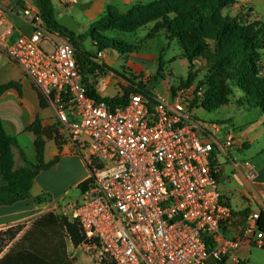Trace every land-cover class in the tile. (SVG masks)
Here are the masks:
<instances>
[{
  "label": "built area",
  "instance_id": "1",
  "mask_svg": "<svg viewBox=\"0 0 264 264\" xmlns=\"http://www.w3.org/2000/svg\"><path fill=\"white\" fill-rule=\"evenodd\" d=\"M22 14L33 28L29 36L18 34L0 2V48L53 107L58 136L75 146L89 170L85 190L56 209L79 225L78 249L93 264H208L210 256L219 263L238 250L242 241L217 242L229 211L215 152L242 144L231 135L219 139V124L198 121L188 90L171 102L135 94L117 106L89 96L86 78L89 84L108 78L105 88L115 77L105 52L96 53L94 73L85 76L68 41L46 48L39 10ZM259 216L251 215L247 233L254 231L250 244L264 249ZM208 239L216 244L212 252Z\"/></svg>",
  "mask_w": 264,
  "mask_h": 264
},
{
  "label": "crops",
  "instance_id": "2",
  "mask_svg": "<svg viewBox=\"0 0 264 264\" xmlns=\"http://www.w3.org/2000/svg\"><path fill=\"white\" fill-rule=\"evenodd\" d=\"M66 1L52 0L56 20L78 38L87 35L90 28L101 20L108 10L126 14L136 5H145L156 0H78L74 5L67 4ZM0 2L8 10L9 23L18 34L31 35L33 28L24 20L22 12L26 8L39 10L35 1L0 0ZM251 2L257 18L264 21V0H251ZM46 38L48 42L45 46H48V49L65 40L58 33L48 30ZM14 39L15 36L7 45ZM88 41L92 43L93 48H96V43L91 38H86L81 43L83 50H85L83 45ZM130 56L136 58L139 54L131 53ZM261 63L264 65V51ZM105 65L107 66V63ZM126 67L136 75L146 72L144 67L130 60L127 61ZM113 75L114 79L105 88L102 85L108 81V78L103 81L97 80L99 83L94 84L95 91L101 98L113 99L122 96L123 92L115 80L116 77L121 76ZM110 92L112 95L109 94ZM237 95L245 98L242 92ZM41 96L32 79L0 48L2 126L6 133L16 140L19 150L25 153L31 163H37L36 141L42 142L44 146V162H53L36 177L31 190L32 199L43 196L47 202L36 204L32 199H28L12 206L0 207V232L19 225L23 226L16 237L11 242H7V246L0 254V260L24 238L37 219L46 213L55 212L66 201L79 196L80 185L90 176L87 166L76 155V148L71 142L63 140L64 143L58 146L54 140L29 131L36 122L43 131H51L57 126L53 107ZM169 100L165 101L169 102ZM217 112V117L210 120H202L196 115L195 118L201 122L219 124L221 129L216 133L219 139L225 140L231 135L242 144L241 147L234 146L227 149L226 153L215 152L220 166L219 191L223 206L229 211V216L222 223L217 242L219 244L224 241H242V246L228 255L229 264H264V260H257L254 256L256 251L264 249L250 244L255 241V232L247 233L251 215L264 212V114L255 105L246 103L242 106H226ZM19 150H12L16 169L22 166ZM4 185L0 178V188ZM64 243L66 262L81 264L80 261H83L85 256L89 259L88 264H93L91 259L77 250L70 240L64 238ZM60 254L63 258V253Z\"/></svg>",
  "mask_w": 264,
  "mask_h": 264
},
{
  "label": "trees",
  "instance_id": "3",
  "mask_svg": "<svg viewBox=\"0 0 264 264\" xmlns=\"http://www.w3.org/2000/svg\"><path fill=\"white\" fill-rule=\"evenodd\" d=\"M34 1L41 12L46 29L58 33L74 46L76 61L85 76L93 74L96 68L92 61L96 55L81 48V43L86 38H91L96 43L97 52L114 49L124 54H131L136 49L118 42L112 34L114 32L134 33L153 24V29L145 40H151L166 32L164 34L167 38L177 39L181 43L182 57L189 62H192L203 49L209 46L207 41L217 42L218 47L208 61L213 78L210 89L205 93L204 109L214 111L228 104L229 98L224 91L222 81L230 79L238 82V87L250 102L264 114V65L261 63L264 51V21L258 24L259 27L253 34L241 35L234 40L229 39L233 22L214 21V17L220 14L219 2L229 0H213L212 2L205 0L192 2L187 6L183 4V0H157L149 5H136L126 14L108 10L105 16L90 28L87 35L78 38L57 22L52 0ZM85 82L89 85V96L102 100L110 106L126 105L132 93V90L124 89L121 97L101 98L95 91L94 82L89 84L87 78ZM41 98L44 99L42 96ZM29 131L54 140L58 146L64 143L58 136L57 126L51 131H43L36 122ZM35 146L37 163L34 164L28 160L22 150H19L16 140L6 133L0 118V178L5 183L0 188V207L12 206L32 199L31 190L34 180L53 164V162H44L42 142L36 141ZM13 149L19 150L22 160V166L18 169L14 166ZM86 186L87 182L80 185L79 190L83 192ZM32 200L36 204L47 202L43 196ZM257 226L264 234V212L260 213ZM22 228L23 226L19 225L0 232V254L7 246V242H11ZM36 238L38 239L35 240ZM40 238L42 240H39ZM64 238L70 240L73 246L80 245L84 240L76 222L70 221L57 212L46 213L34 222L24 238L0 260V264H61V262L69 264L66 262ZM215 245L212 240H207L209 252L213 251ZM60 252L63 253V258ZM218 264H229L228 258H224Z\"/></svg>",
  "mask_w": 264,
  "mask_h": 264
},
{
  "label": "rangeland",
  "instance_id": "4",
  "mask_svg": "<svg viewBox=\"0 0 264 264\" xmlns=\"http://www.w3.org/2000/svg\"><path fill=\"white\" fill-rule=\"evenodd\" d=\"M202 1L205 0H183V4L187 6L192 2ZM208 1L212 2L213 0ZM218 5H221L220 14L214 17V21L226 20L233 22V27L229 32V39L231 40L241 35L253 34L258 29V24L262 22L257 18L251 0H229L227 2H219ZM153 26V24L148 25L134 33L114 32L112 34L118 42L134 47L136 49L134 53H138L139 57L131 58L130 54H124L114 49L103 51L106 55L105 63H107L106 69L108 74L121 76L120 78L116 77L115 80L122 92L124 89H130L132 90L130 96L145 94L165 100H169L170 98L169 101L171 102V99L181 90H188L191 93L193 104L196 101L194 106L192 104V114L202 120H210L217 117V111L226 106H242L245 103L254 105L238 87L237 81L224 79L222 85L229 98L228 104L214 111L204 109L205 93L210 89L211 79L213 78V72L208 65V61L211 54L218 47L217 42L207 41V45L209 46L203 49L192 62H189L182 57L181 43L177 39L170 40L167 38L164 34L166 32L146 41L145 39L152 31ZM83 47H85L86 51L96 55L97 48H93L90 41L83 45ZM128 60L144 67L146 72L136 75L126 67ZM96 83L97 81H94V84ZM239 92H242L245 98L239 97L237 95ZM109 94L112 95L111 92ZM55 212L62 215L61 210H56ZM74 247L79 250V245ZM80 256L82 257V255ZM254 256L257 260H264V250L256 251ZM83 257V261H80L81 264H88L89 259L85 256Z\"/></svg>",
  "mask_w": 264,
  "mask_h": 264
},
{
  "label": "water",
  "instance_id": "5",
  "mask_svg": "<svg viewBox=\"0 0 264 264\" xmlns=\"http://www.w3.org/2000/svg\"><path fill=\"white\" fill-rule=\"evenodd\" d=\"M207 262L208 264H218V261L213 256H210Z\"/></svg>",
  "mask_w": 264,
  "mask_h": 264
}]
</instances>
